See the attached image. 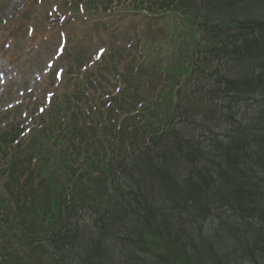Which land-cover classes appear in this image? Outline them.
<instances>
[{
  "label": "trees",
  "instance_id": "obj_1",
  "mask_svg": "<svg viewBox=\"0 0 264 264\" xmlns=\"http://www.w3.org/2000/svg\"><path fill=\"white\" fill-rule=\"evenodd\" d=\"M131 1L144 12L137 15L143 22L171 16L190 28L187 42L175 30L185 62L173 48L158 62L160 81L173 69L168 81L176 83L152 82L138 66L124 92L141 105L121 111L132 123L117 132L126 140L94 141L99 148L92 155L78 148L69 171L49 168L54 160L45 154L38 171L48 170L34 183L29 156L42 154V144L26 147L30 155L21 154L27 167L20 171L14 157L5 159L8 142L0 136V261L264 264V0ZM62 21L63 31L80 32L71 19ZM159 36L149 32L140 40L145 46ZM116 54L104 65H115ZM170 56L176 60L171 66ZM55 112L58 122L65 112ZM7 210L14 211L11 224L30 231L31 245L17 258L4 257L10 231L1 218Z\"/></svg>",
  "mask_w": 264,
  "mask_h": 264
},
{
  "label": "rangeland",
  "instance_id": "obj_2",
  "mask_svg": "<svg viewBox=\"0 0 264 264\" xmlns=\"http://www.w3.org/2000/svg\"><path fill=\"white\" fill-rule=\"evenodd\" d=\"M79 1L81 4L83 1L85 2V11L83 13L80 9L78 10ZM116 1H120L119 6L114 5ZM56 2H58L63 8L72 10L76 19L79 21L77 28L80 31H71L73 27L69 29L72 36L68 41L69 45L66 52H64V54L68 55L66 60L64 59L59 61V65L63 61L65 64H68L72 57H78L81 55L83 50L92 52L98 45L104 44L107 46L108 53L113 50L121 52V57L115 52V58L120 57V62H122L124 58H127V50H131L132 52L130 56H136L138 60L141 61L139 63L143 64L141 67L143 77H148L149 80H152V82H159V84H162L163 86H169L170 84L176 83H170L168 80L171 79L177 72L170 69L168 71V75H165V79L160 81L162 73L158 72V69L161 66L158 65V62H163L165 56L167 53L171 52L172 48L175 49L177 53H180L178 58L179 61L183 63L185 62L186 59L181 55L183 52H180L179 49V38H177V36L175 38L176 28L178 31L176 35H180L183 31L182 38L185 42L191 39L189 34L183 35V33L187 31V28L182 29L179 27L180 24L177 18L166 16L159 19L157 23L154 21L143 22L142 19L137 17L138 14L140 16L143 15V12L137 10L138 7L136 5V1L111 0L112 6L109 8V0H43L41 5L37 4V2L33 0H0V35L5 32L4 36L0 39V67L3 69L2 72L5 76V83L3 79H0V131L3 132L1 135H5L6 133L7 137H10L9 140L16 138L17 142H19L18 145H21L24 151L26 149L24 146L30 142L29 139L31 135H37V139H40L38 133L34 132L38 128L35 126L38 120L34 117L32 119L29 117L31 113L36 116L35 109H32V106H35L33 103L35 97L34 95H42L45 90L53 89L55 90L53 97L56 99V108H62L64 110L66 107V102L64 104L66 99L65 96L68 94L67 90L74 87L73 85L75 81H73L72 78H82L80 71L75 69V75H68L67 73L69 71L65 72L67 75L63 73V83L58 89H55L50 85L49 88L42 90V85L46 81H42L41 84V81L39 82V77L34 83H29L30 79H33L32 75L34 72L35 74H40L41 70L45 66L44 64L46 59L51 56V53L58 45L57 34L53 30L49 29V27H46L50 23L48 9L51 7L52 3ZM128 3L130 4L128 5ZM96 9L102 10L98 11L99 14L97 15L93 13V11H90H95ZM36 23L37 29L33 27L35 28V34L29 33L31 28H28V25L34 26ZM72 24L75 25L73 22ZM158 25L167 28L166 32L162 31ZM104 29L109 30V33L108 35L106 34V37L102 38V42H99L104 33ZM189 30L190 29L188 28V31ZM155 31H159L161 36L157 38L155 43H149V41H147L144 46L140 37L145 36V34L149 32ZM13 34H16L17 36H13ZM78 34L80 35L77 37L76 35ZM8 40H12V43L9 44L10 46H5ZM29 49L30 52H26V50L29 51ZM71 54L73 56H71ZM107 57L108 56H106V58ZM129 60L134 61L135 57ZM169 60V66L173 65L176 61L174 56H170ZM8 67L11 68L13 73L8 71L4 72V70ZM108 79L111 80L107 82L109 84L107 91L109 95H112L113 97L117 92V89L114 88V83L118 77L109 76ZM105 93L106 92H104V90H100L96 93L93 92L89 95V98L87 97V99L92 100L91 98H95L96 96V100L94 102L98 105L103 103V106H105L104 103L108 97ZM22 100L23 102L20 103ZM192 102V104L196 106L194 98L192 99ZM87 104L90 105L89 102H87ZM120 108L121 106L119 107V112H121V109H124ZM113 113H115V111ZM71 114L75 116L77 112L73 110V112L69 114L67 120L68 124L72 121L70 118ZM38 118L40 119L41 116ZM128 123L129 122H126L125 125H128ZM70 128L71 124L68 129L71 130ZM74 131L75 130H73L72 133L69 132V134H73ZM56 136L58 138L59 134L56 133ZM122 139L124 141L126 140V137ZM40 141L42 143L41 147L45 153L51 154L54 158L59 157V151H57L55 143L43 139ZM112 141L117 142L115 139ZM88 142H90V144L92 143L90 139L86 138L83 147L91 151H95L96 149L91 145H88ZM14 150H16V148L9 146L7 152L8 156L10 153L13 155ZM34 161H37L36 156ZM35 181L36 177L33 179L32 183ZM20 186L22 185L20 184ZM1 187L2 185L0 183V203L4 200ZM11 212L13 213L14 211H5V214L1 218V220H3L2 223L6 221L9 225L8 229L10 231L7 234L10 239V246H8L9 252L6 253L4 257L19 256L21 248L24 249L26 244L31 245V241L26 238L30 231H25L24 228L16 227V224H11L9 221L12 217V215H9ZM35 216L38 217L37 215ZM38 218L35 220H38ZM50 218L54 222V217L50 216ZM35 223L38 224V222ZM0 258H3V256H0ZM0 264H2L1 261Z\"/></svg>",
  "mask_w": 264,
  "mask_h": 264
}]
</instances>
